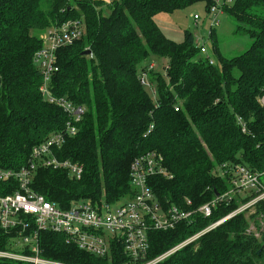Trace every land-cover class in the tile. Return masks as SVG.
<instances>
[{
  "label": "trees",
  "instance_id": "16d2710c",
  "mask_svg": "<svg viewBox=\"0 0 264 264\" xmlns=\"http://www.w3.org/2000/svg\"><path fill=\"white\" fill-rule=\"evenodd\" d=\"M199 1L206 2L208 10L216 4L215 0H0V169L21 168L37 145L64 130L68 116L43 97L34 55L47 28L82 19L86 34L57 51L59 69L51 87L55 96L87 109L78 133L53 150L61 160L81 163L84 171L76 179L66 169L41 165L32 181L37 192L64 208L81 200L117 204L135 193L130 180L133 160L155 152L167 170L148 180L156 198L166 207L185 205L188 199L198 206L228 190V179L220 175L224 164L262 170L264 0L223 5L237 30L250 34L252 43L231 58L218 54L214 64L201 55L193 32L186 30L183 41L175 42L156 21L159 13ZM86 49L91 54H84ZM155 58L168 61L163 74L149 72L156 101L140 81L141 71ZM17 189L15 180H0V194ZM253 197L221 203L211 218H200L196 224L151 231L148 258L162 255ZM255 206V213L235 215L157 264H264V231L261 238L247 232L250 220L258 223L264 216V200ZM11 241L0 228V249L17 251ZM40 244L43 257L66 263L128 262L118 246L111 258L97 257L52 231L41 232ZM0 264L30 263L0 259Z\"/></svg>",
  "mask_w": 264,
  "mask_h": 264
},
{
  "label": "built area",
  "instance_id": "2783aa9c",
  "mask_svg": "<svg viewBox=\"0 0 264 264\" xmlns=\"http://www.w3.org/2000/svg\"><path fill=\"white\" fill-rule=\"evenodd\" d=\"M210 12L213 15L211 26L214 27L218 22L217 4L210 9ZM195 18L199 17L196 15ZM85 34L84 21L72 19L62 24L52 25L40 36L42 47L34 55V63L42 76L39 89L46 100L63 108L68 119L64 130L52 133L46 141L33 149L24 166L19 169H0L1 181L15 180L18 183V189L15 192L0 194V228L10 234L11 242L17 248V251L0 249V259L30 264H71L42 256L40 234L47 230L64 235L68 243L75 244L97 257L111 258L114 249L118 246L122 249V253L124 252L123 255L128 258L126 264H157L235 215L247 212L249 216L250 210L264 200V168L252 170L241 163L224 164L220 175L228 179V190L215 194L212 199L198 206L188 199L185 205L166 207L156 198L148 180L152 175L164 174L167 170L162 164V157L155 152L142 154L133 160L130 167V180L135 193L117 204L105 200L95 203L81 200L64 208L56 202L49 201L32 187L35 171L41 165L54 169H66L72 178L82 177L84 167L81 163L61 160L53 150L60 148L68 137L78 133V125L87 109L65 97L55 96L51 80L59 69L57 51L74 44ZM195 44L201 54L206 55L210 63L214 64V59L208 54L206 42L195 35ZM154 67L155 64L150 63L147 70L141 71L140 81L145 87H154L153 92L156 93V86L151 81L149 73L154 70ZM259 101L264 108V95L259 98ZM175 109L178 111L180 105H176ZM239 123L245 131L246 125L241 118ZM153 128L151 126V129ZM249 195L254 197L245 203H240V206L232 212L210 222L162 255L153 259L148 258L151 231L176 229L182 223L196 224L200 218H211L219 204L224 202L229 204L233 200H238L239 197L245 198ZM263 231V215L260 216L258 223L250 220L248 233L261 238Z\"/></svg>",
  "mask_w": 264,
  "mask_h": 264
},
{
  "label": "rangeland",
  "instance_id": "374dc122",
  "mask_svg": "<svg viewBox=\"0 0 264 264\" xmlns=\"http://www.w3.org/2000/svg\"><path fill=\"white\" fill-rule=\"evenodd\" d=\"M215 1L218 7V22L214 27L211 26L213 15L207 9V3L204 1L193 3L186 8L170 13H159L156 16V21L164 33L175 42L183 41L186 30L202 38L207 44L208 54L211 55L214 61L218 60V54L228 58L237 56L250 47L252 38L247 32L237 30V22L227 11H221L223 5L226 2L231 5L232 0L231 2L230 0ZM196 15L199 17L198 19L195 18ZM215 48L218 53L215 52ZM201 55L206 57L204 54ZM167 62L165 59L155 58L150 63L155 64L153 71L163 74L166 70ZM153 88L146 87L156 101L158 99L157 91L156 93L153 92ZM255 211L256 207L252 208L249 213L253 214Z\"/></svg>",
  "mask_w": 264,
  "mask_h": 264
},
{
  "label": "water",
  "instance_id": "95a60500",
  "mask_svg": "<svg viewBox=\"0 0 264 264\" xmlns=\"http://www.w3.org/2000/svg\"><path fill=\"white\" fill-rule=\"evenodd\" d=\"M84 54H91V50L90 49H86L85 51H84ZM261 252V250H259L258 251V253H260Z\"/></svg>",
  "mask_w": 264,
  "mask_h": 264
}]
</instances>
